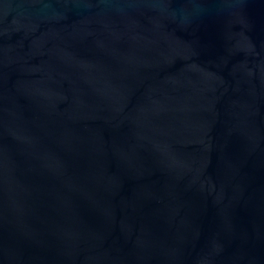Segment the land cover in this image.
Returning <instances> with one entry per match:
<instances>
[{"label":"water","instance_id":"water-1","mask_svg":"<svg viewBox=\"0 0 264 264\" xmlns=\"http://www.w3.org/2000/svg\"><path fill=\"white\" fill-rule=\"evenodd\" d=\"M0 264H264V0H0Z\"/></svg>","mask_w":264,"mask_h":264}]
</instances>
